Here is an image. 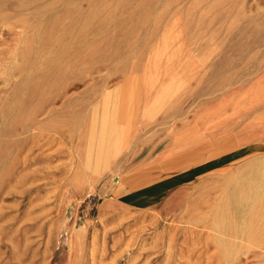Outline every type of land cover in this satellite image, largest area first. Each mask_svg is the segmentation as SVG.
<instances>
[{
	"label": "rangeland",
	"instance_id": "rangeland-1",
	"mask_svg": "<svg viewBox=\"0 0 264 264\" xmlns=\"http://www.w3.org/2000/svg\"><path fill=\"white\" fill-rule=\"evenodd\" d=\"M147 2L109 4L114 17L92 21L90 46L135 16L138 50L126 64L93 56L86 74L48 93V114L32 117L25 135L16 88L31 82L28 98L54 62L37 55L45 29L0 28V155L20 162L0 184V264H264V242L213 227L216 210L232 208L228 179L255 172L264 190V44L250 54L260 65L237 52L251 46L242 31L264 41V0H231L242 20L212 10L222 0H155L158 11L140 19ZM27 46L42 61L25 75L17 70ZM7 129L19 132L3 139ZM190 172L191 181L179 178Z\"/></svg>",
	"mask_w": 264,
	"mask_h": 264
},
{
	"label": "bare ground",
	"instance_id": "bare-ground-1",
	"mask_svg": "<svg viewBox=\"0 0 264 264\" xmlns=\"http://www.w3.org/2000/svg\"><path fill=\"white\" fill-rule=\"evenodd\" d=\"M120 1L122 2L124 0H50V2L48 0H0V28L11 25L15 28L22 27L24 25H29L34 26V28L45 29V31L43 32L42 30V34L39 35L41 36L40 42L42 41L41 45H43V49L42 51H40V48L39 53L38 50L36 52L38 53L37 55L40 54V56H42L43 53H49L50 60L54 62V65L51 67L49 73L48 69L43 71L44 69L48 68V62H46L48 58L46 57L47 59L46 61H44V63L46 62V66H44V69L42 70L43 72H41H45V74L39 78V85L33 87L31 94L27 96L28 98H26V95L25 97H21V94L24 89H26L28 86H31V82L26 80L27 82L21 83L16 88L14 98L16 99V104L18 103L19 106V102L21 101V107L19 110L22 114H20V112L18 114L22 115L19 130L22 134L25 135V133H28L31 130V127L33 128L37 126L34 125L32 117L36 116V114L38 113L40 114V116L46 113L48 114V93H59L62 90L64 80L68 78L79 79L84 74H86V70L83 69L82 66L86 63H89L92 60L91 58H93V56H96L94 58H99V61L102 62L122 60L126 64L130 53L133 50H138V47L136 45L138 44L137 40L132 38V34L138 31L139 28H141V23H135V16H130L127 18L126 21H118L115 25H113L114 28L120 29L121 31L118 30L115 35L112 33L111 35H108L107 33V36L105 38L103 37L104 41L99 40L100 42H95V44L93 43L91 44V46L86 41V35L88 30L99 26L98 24L92 25V21L95 18L102 16L114 17L115 11L111 10L109 4H115ZM222 1L224 3L223 5L220 4L218 6H213L212 10L224 9V14L236 12V8L231 5V0ZM85 4H88V6H85ZM228 5L230 6L229 8ZM147 6V8L141 9L140 12L137 13L140 19L143 17L144 14V16H146L151 13H156L159 9L157 8V6H155V0H148ZM211 8L212 7L210 6V9ZM128 11L129 10H127L126 12ZM220 12V14L222 15L223 12ZM236 13L238 14V12ZM237 16L241 20L243 19V15L241 13H239ZM105 27L106 26L104 25L103 28ZM144 28H142L141 31H144ZM95 30L96 29H94V31ZM145 31L148 30L146 29ZM156 31L157 29L154 28L151 30V33H155ZM245 33L247 34V38L251 40V46L246 48H237V52L241 56L243 64H262L260 58L250 56V54L253 50L256 49L257 46L264 44V41L262 40L263 36H259V34H254L253 32L248 33L246 31H242V36H244ZM112 37L114 38V40H116V46H111L110 44V41H112L113 39ZM185 40L186 42H189L188 38ZM30 46H27V49L25 48L26 52H23V59L20 62L19 67L17 66L19 69L17 71H21L25 75L30 72L31 68L39 67V63L42 61L31 60L32 56L30 57V55L32 54V49L30 48ZM52 47H55L56 49L52 50ZM110 48H112V51H110ZM142 51L143 50L139 52V56L144 53ZM110 52H112V54ZM72 69L77 70V72L73 73ZM30 77L32 76L29 75L28 78ZM232 80H234V78L228 79V81L226 82H231ZM55 83L58 84L55 85ZM221 87L222 86H220V88ZM16 104H14V106H16ZM33 105H37L36 110L34 108L35 111L29 114ZM11 109L9 110V112L11 111ZM13 110L15 111V109ZM5 114L6 112L4 113L3 117H5ZM7 122H9V120ZM38 126L40 129L47 130L48 118L40 122ZM19 131L7 129L5 132H3V139L5 137H14ZM1 146L3 147V149H5L7 147V144L3 143L1 144ZM16 166H20L18 157H14L12 158V160L8 161L6 157L0 155V184L2 182H5L4 178L6 176L3 175H7ZM233 178L234 179L230 178L226 181V188L228 187L227 189L229 192L224 197V202L226 204H231L232 208L223 210L217 209L218 211L216 210L214 215L218 222H216V224L214 223L213 227L220 233H223L224 236L226 235L232 239H236V241L246 239L248 241H251L252 243L261 245L264 242V225L260 224L259 226H254L255 224L253 223L257 219H261V216L264 214V190L258 187L259 184L262 183L263 177L254 172L252 179L248 182L236 180L235 177ZM248 210L251 211L249 216V219L251 221L248 222L250 227L241 223L242 219L246 217V211ZM229 260L230 259H228V261Z\"/></svg>",
	"mask_w": 264,
	"mask_h": 264
},
{
	"label": "crops",
	"instance_id": "crops-1",
	"mask_svg": "<svg viewBox=\"0 0 264 264\" xmlns=\"http://www.w3.org/2000/svg\"><path fill=\"white\" fill-rule=\"evenodd\" d=\"M184 44L187 45L186 40H184ZM193 172H194V171H193ZM193 172H190V173H188L187 175H180L179 178H185V177H187V179H189V181H191V180H192L191 177L194 175ZM175 178H178V177H175ZM162 184H163V183H162ZM159 185H161V183H158L157 185H155V186H153V187H158Z\"/></svg>",
	"mask_w": 264,
	"mask_h": 264
}]
</instances>
